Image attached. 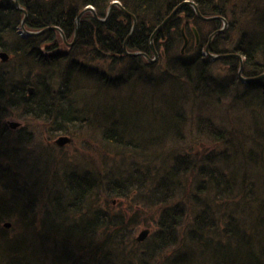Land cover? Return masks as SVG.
Segmentation results:
<instances>
[{
    "label": "trees",
    "instance_id": "1",
    "mask_svg": "<svg viewBox=\"0 0 264 264\" xmlns=\"http://www.w3.org/2000/svg\"><path fill=\"white\" fill-rule=\"evenodd\" d=\"M112 1L17 0L26 10L27 30L55 26L64 33L20 35L23 11L14 0H0V51L20 65L27 59L29 72L0 62V264H264V78L244 82L237 57L213 60L203 53L225 19L208 50L240 54L241 74L261 75L264 0H192L201 15L221 18L203 20L184 4L153 45L154 29L184 0H117L136 18L129 37L133 18L114 6L105 21L86 11L75 43H64L62 36L73 39L85 6L105 18ZM185 20L208 26L196 41L184 25L191 44L183 54L177 47ZM124 43L130 52L162 54V74L158 62L126 54ZM123 64L128 70L120 75L103 70L114 73ZM83 78L97 87L83 90ZM27 85L41 112L31 113L34 103L19 96ZM122 87L114 104L103 107L109 90ZM129 96L149 110L147 135L126 131ZM224 104L228 116L210 114ZM13 114L25 121L22 129L4 122ZM32 120L49 127V141L58 133L73 136L71 129L91 136L98 128L107 147L98 163L92 153L69 159L47 147L37 158L40 168L23 170L25 155L36 146ZM192 126L198 136L188 137ZM198 139L211 142V150H194ZM128 196L135 201L132 211L116 210L113 199ZM147 210L155 215L146 221L141 215ZM144 221L152 230L138 241L135 229Z\"/></svg>",
    "mask_w": 264,
    "mask_h": 264
},
{
    "label": "rangeland",
    "instance_id": "2",
    "mask_svg": "<svg viewBox=\"0 0 264 264\" xmlns=\"http://www.w3.org/2000/svg\"><path fill=\"white\" fill-rule=\"evenodd\" d=\"M189 1H192V0H189ZM186 4H188V3H186ZM188 5H190V4H188ZM176 12H175V14H176ZM183 17H185V16L183 15ZM209 21H211V20H209ZM196 23L199 24L200 27H195V23L192 22L191 20H189V21L185 20L183 22V24H182V27H181V33L183 32L182 35L185 32L184 25L187 24L193 31L195 29V31L197 32L196 41H198L201 38L200 37V33H202V32L205 33L204 28H206L208 25H207L206 21L196 22ZM132 27H133V25H132ZM197 28H200L199 31L197 30ZM72 40L71 41H66L64 43L67 46H70V45H68V43L72 42ZM189 40L187 39V43H186L185 46H183L184 45V42H183L182 45L177 47L178 51H181V53L184 54L187 45L191 44V42ZM208 40L211 41L210 39H208ZM151 44L153 45L154 41L151 40ZM6 53L8 54L9 62L12 61L11 63L13 64L14 69H16L18 72L19 71L23 72L27 76L28 73H29V72H27V68H25V63H28L27 59H25V60H23L21 62L22 66L20 67L19 63L17 62V58H14V56L11 57V53H9V52H6ZM203 53L205 54V48L203 50ZM160 55H162V54H160ZM160 55L157 53V56H156L155 59H156V62H158V65H159L158 66L159 70H157V73L161 75L163 69H160V68H163L165 66L167 60L165 58H162ZM153 56H148V57H149V59L153 60L152 62H155ZM144 58L148 62H151L146 57H144ZM14 59H15V63H14ZM77 59L80 60L79 57H77ZM216 61L218 62V60H216ZM0 62L4 63L5 61H3L1 59V57H0ZM91 64L92 65H97V66L102 65L100 62H98V64H96V63H91ZM215 65H216V67L219 66V67L222 68V73L223 74L226 73L227 68H226V65H224L223 62H218ZM114 69H117L118 71L112 73L109 70V68H103V70H105V73L107 75L115 76V75H120V74L125 73L128 70V66L123 64L120 68H114ZM24 74H23L22 78L25 77ZM31 76H32V73H31ZM22 78L19 77L20 80H22ZM262 78H264V77H262ZM80 84L83 86V88H82L83 90L87 89L89 92L91 90H94L97 87V85H98V83L94 82L93 80L86 79V78H83L82 80H80ZM121 89H122L121 91L117 92V90L111 88V90H109L110 92H109L108 96H106V99L103 101V103L105 104V105H103V107H106V106L109 107L112 104H114L115 97H119V96H121L123 94V92H125V88L124 87H122ZM138 90H139V88H138ZM148 93H150V91ZM87 98H88V96L85 98V100ZM224 101H227V100L225 99ZM126 102H127V105H128L127 113H128V118H129V121L127 123L126 131L128 133L132 134V135L139 136V137L143 136V135H147V133L150 130L149 129V127H150V119H149V116H148V113H147L149 110L147 108L143 107V105H141L140 100L135 98V97L129 96V98L127 99ZM189 105H191V102L189 103ZM87 107L89 108V110L91 112H94L95 109L97 108L98 112L96 114L101 115L103 113V112L100 113L99 108L97 106H95V105L88 104ZM225 107H226V104L220 105V106H215L213 108L212 112L210 111V114H214L218 118H222V117L225 118L230 113V110H227ZM14 114H16V112H14ZM14 114L10 115V116H7L4 119V122L8 126H10L9 122H22V123L18 124L16 127L12 128L14 131H17V130L22 129V126L24 125L25 121L20 119L17 115H14ZM196 114H197V112L194 113V115H196ZM196 118H195V120H196ZM32 121H35V122H33V124H34L33 125L34 126L33 130H34V133H35L34 134L35 137H33V140H34V143H35L36 146H33L32 150L28 151L29 155H25L26 158L28 157V164L24 165V168L22 166L23 170L26 169V168H29L31 166L32 167H36L37 169L40 168L41 163H39L37 161V158L40 157L41 154L43 156H46V153H44L45 152L44 150L47 147L53 150L55 156H57V157L59 156L60 157L62 154H66L69 159L75 154L84 155L85 153H92L89 156L95 158V163H98L100 161V159H101L100 158V154L102 152V148L107 147V144L105 142H103V140L101 139L102 137H101V134H100L98 128H96L97 130L94 131L96 134H91V136H94V137L88 136L84 130L71 129L70 133H72L73 136L70 137L69 135H67V136L70 137V141L65 143V144H63V145H61V146H59V145L54 143V140L57 137H59L60 135H66V134L58 133L53 139H51L49 141L48 140L49 127H43V123L41 121H36V120H32ZM30 124L32 126V123H30ZM30 124H29V126H30ZM35 125H37V126H35ZM27 129H29V128H27ZM190 135L198 136L196 134V130H195L194 126H192V129L190 130V133L188 134V137ZM194 144H195V145H193L194 150H196L198 148L200 151H205V152L210 151L211 147H212L211 142H209L206 139H204V140L203 139H198V140H196L194 142ZM94 147H96V149H97L95 152H94ZM156 147L157 148L161 147V144H160V146H158V144H157ZM91 148H93V152L94 153L90 150ZM2 164H3V162H2ZM19 172H20V170H19ZM134 204H135V201H134V199L131 196L123 197V198H114L113 199V203H112V205L117 207L116 210L123 209L127 213H130L132 211L133 208L130 209V207L134 206ZM154 215H155V213L152 210H147L146 212L145 211L142 212L141 218L144 219V220L146 219V221H147V220H149V218H152ZM144 229H148L149 232H151V230H152L149 226H147V223L144 221L142 224L137 226V228L135 229L134 236L138 237L139 233L142 230H144ZM149 232H148V234H149Z\"/></svg>",
    "mask_w": 264,
    "mask_h": 264
},
{
    "label": "water",
    "instance_id": "3",
    "mask_svg": "<svg viewBox=\"0 0 264 264\" xmlns=\"http://www.w3.org/2000/svg\"><path fill=\"white\" fill-rule=\"evenodd\" d=\"M14 3L16 4V6L19 8V6H18V3H17V1L16 0H14ZM186 3H188V4H190L193 8H194V10L196 11V13H197V15L201 18V19H203V20H216V19H219V18H221L220 16H203V15H201L200 14V12H199V10H198V7L195 5V3L194 2H192V1H189V0H184L183 2H181L180 4H178L173 10H172V12L154 29V31L152 32V35H151V40L153 39V36L158 32V31H160V28H162V26L175 14V12L181 7V6H183L184 4H186ZM114 6H118V7H120L121 8V10L122 11H124L125 13H127L128 15H130L132 18H133V27L131 28V31H130V33H129V35H128V37L133 33V31H134V28H135V25H136V18L134 17V15H132L131 13H129L122 5H121V3L119 2V1H117V0H114V1H112L111 2V4L109 5V7H108V10H107V14H106V17L105 18H100V17H98V16H96V14H95V12H94V8L92 7V6H85L80 12H79V14L76 16V19H75V21H76V28H75V34H74V38H73V40H72V42H69L68 43V45H73V43L76 41V36H77V32H78V28H79V22H80V18L82 17V15L86 12V11H90V12H92L93 13V15H94V17L98 20V21H105L106 19H108V17H109V15H110V13H111V11H112V8L114 7ZM25 19H26V14H24V18H23V20H22V22H21V27H22V32H24V33H27L28 35H38V34H40V33H42V32H44V31H46V30H49V29H51V28H57V27H55V26H51V27H46V28H43V29H41V30H38V31H32V30H27L26 28H25ZM223 27L221 28V29H219V30H217V31H215L214 33H212L211 35H210V37H209V39H211L212 38V36L215 34V33H217V32H220V31H222L225 27H226V25H227V23H226V20L225 19H223ZM183 33V32H182ZM194 33H195V35H197V32L195 31V29H194ZM62 35V34H61ZM183 37H184V45L183 46H185L186 45V43H187V38H186V36L183 34ZM62 38H63V41L64 42H66L67 40H66V38L64 37V36H62ZM126 44L124 43V51H125V53L126 54H128V55H142V56H144V57H146L147 59H149V57H148V55L146 54V53H143V52H140V51H135V52H130V51H127L126 50V46H125ZM184 48V47H183ZM209 42L207 43V45H206V47H205V51H206V54L211 58V59H213V60H215V59H219V58H222V57H226V56H235V57H237L239 60H240V66H239V70H238V76L240 77V79L242 80V81H244V82H250V81H254V80H257V79H260V78H262V77H264V72L261 74V75H258V76H256V77H244L241 73H242V70H243V63H242V61H243V59H242V56L240 55V54H236V53H231V54H213V53H211L209 50ZM154 55L155 56H157V52L156 51H154ZM0 57H1V59L3 60V61H6L7 59H8V54L5 52V51H1L0 52ZM149 61H153V60H151V59H149ZM30 92L32 91V89L31 90H29ZM18 124H20V122H9V125H10V127H16ZM70 141V137L69 136H67V135H60L59 137H57L55 140H54V143L55 144H57V145H59V146H61V145H63V144H65V143H67V142H69ZM5 227H9L10 226V223L9 222H5L4 224H3ZM148 232H149V230L148 229H144V230H142L140 233H139V236L137 237V239H138V241H141V240H144L145 239V237H146V235L148 234Z\"/></svg>",
    "mask_w": 264,
    "mask_h": 264
},
{
    "label": "bare ground",
    "instance_id": "4",
    "mask_svg": "<svg viewBox=\"0 0 264 264\" xmlns=\"http://www.w3.org/2000/svg\"><path fill=\"white\" fill-rule=\"evenodd\" d=\"M17 1V0H16ZM18 3V2H17ZM18 6H19V8L16 6V9H20L21 11H23V13L24 14H26V10H25V8L23 7V6H21L19 3H18ZM81 19V18H80ZM48 27V26H47ZM44 28H46V27H44ZM51 29H55V30H57V31H59L61 34H64L62 31H61V29L60 28H51ZM20 35H22V32L20 31V33H19ZM185 35V34H184ZM196 37H197V35H196ZM74 38V37H73ZM76 39H77V36H76ZM1 52V51H0ZM205 54H206V51H205ZM154 57V61H156V56L154 55L153 56ZM4 63H6L7 64V67H8V69H10V70H12V69H14V66H13V64L11 63V62H9V60L7 59ZM19 66L21 67L22 65H20L19 64ZM25 82V81H24ZM27 82H25V84H26ZM31 89H33V87L31 86V85H27V88H26V91H27V93L25 92V91H21L20 90V93H19V96H24V98L25 99H27V100H30L31 102H33L34 104H33V106L32 107H30V112L31 113H34V112H41V110H42V108H40V107H38L37 106V104L35 103V100H37V99H35V98H33V97H31V96H29V95H31V93L33 92V90L30 92L29 90H31ZM16 90V89H15ZM26 112V111H25ZM25 115H27V113H25ZM97 149H94V152L96 151ZM93 152V151H92ZM93 152V153H94ZM5 223V222H4ZM11 226V225H10ZM9 226V227H10Z\"/></svg>",
    "mask_w": 264,
    "mask_h": 264
}]
</instances>
